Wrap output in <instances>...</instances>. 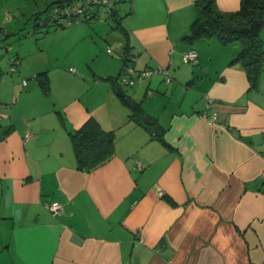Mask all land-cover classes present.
<instances>
[{
    "label": "crops",
    "instance_id": "crops-1",
    "mask_svg": "<svg viewBox=\"0 0 264 264\" xmlns=\"http://www.w3.org/2000/svg\"><path fill=\"white\" fill-rule=\"evenodd\" d=\"M17 1L0 0V11L35 15L57 0ZM195 2L122 0L118 25L93 18L53 33L62 35L56 46L71 44V59L94 66L24 71L17 61L10 72L19 78L0 80V126L11 128L0 142V264H264V72L251 89L230 64L237 44L184 40ZM215 4L231 13L240 0ZM188 50L197 54L190 67ZM126 54L134 71L161 67L172 79L153 74L125 93L142 124L106 80ZM43 72L46 91L35 79ZM205 96L211 125L201 116ZM89 119L113 133L114 148L86 172L70 133ZM52 202L61 215L45 207Z\"/></svg>",
    "mask_w": 264,
    "mask_h": 264
},
{
    "label": "trees",
    "instance_id": "trees-1",
    "mask_svg": "<svg viewBox=\"0 0 264 264\" xmlns=\"http://www.w3.org/2000/svg\"><path fill=\"white\" fill-rule=\"evenodd\" d=\"M79 0H57L48 4L41 12L34 15L35 20L42 18L38 27H65L62 22L54 24L51 21L49 12L55 6L69 5ZM122 0L114 2V7L108 13L107 19H111L114 25H118V11L116 6ZM195 7L197 16L190 25L189 34L184 40L193 42L197 40L216 39L222 45L235 43L239 46L236 57L230 64L239 63L244 69L250 88L256 90L258 87L259 76L264 72V45L260 39V32L264 29V0H240L239 9L235 12L224 13L219 11L215 0H196ZM96 7L91 8L90 17L85 22H90L98 17ZM62 25V26H61ZM0 37L3 40L6 36L0 28ZM124 66L130 59V54L123 58ZM123 66V67H124ZM15 70V68H13ZM122 70V69H121ZM121 73V72H120ZM119 75L116 79H106L117 96L123 103L124 100L119 97L117 88L119 87ZM38 84L43 90L48 88V78L46 73H39L35 76ZM143 112L136 105L132 110L131 118L136 122H141ZM11 128L0 126V142L9 134ZM70 140L75 156L76 167L80 170L90 172L106 163L113 156L114 136L112 132L101 130L98 124L89 119L81 128L70 133Z\"/></svg>",
    "mask_w": 264,
    "mask_h": 264
},
{
    "label": "rangeland",
    "instance_id": "rangeland-1",
    "mask_svg": "<svg viewBox=\"0 0 264 264\" xmlns=\"http://www.w3.org/2000/svg\"><path fill=\"white\" fill-rule=\"evenodd\" d=\"M15 1L18 2L17 0H12L13 3H15ZM4 11H8L9 15L5 16V12L0 11V28L2 32L6 34L3 40L0 39L1 81H8L9 78L11 80H17L19 78L17 77L19 74L16 72L11 74L10 72L11 68H15L16 70L18 62L22 64L24 71L58 65L66 71H69L71 67L79 73L78 67L82 65L83 68H89L91 65L94 66V64L87 62L81 56L71 59L69 54L72 52V48L69 42L59 47L55 45L58 41L62 42V35L58 34L53 36L54 31L57 30L60 32L69 27L63 29H60V27H47L50 25L49 23L47 26L38 27L40 20L44 18V16L35 20L34 14H28L29 12H27V10L23 12L24 15L6 8H4ZM97 15V19L102 22L107 24L114 23L110 18H103L104 8H99ZM0 37L2 36L0 35ZM17 56L18 60L15 59ZM56 58L59 59L58 62H55ZM13 59H15V63L13 66H10L8 61ZM185 66L190 67V65L187 64H185ZM31 80H33L32 77L29 78V82ZM119 87L127 95H130L131 89L134 88V86H126L123 83H120Z\"/></svg>",
    "mask_w": 264,
    "mask_h": 264
},
{
    "label": "built area",
    "instance_id": "built-area-1",
    "mask_svg": "<svg viewBox=\"0 0 264 264\" xmlns=\"http://www.w3.org/2000/svg\"><path fill=\"white\" fill-rule=\"evenodd\" d=\"M116 1L117 0H79L69 5L67 4L55 6L52 10H50L49 16L51 21L54 22V24L56 21H61L62 25L64 24L66 27L73 22L87 20L90 17L91 8L96 7L97 10L99 8H104L103 18L107 19L108 13L110 12V10L113 9L114 2ZM58 22H56V26H58ZM107 51L109 53L111 52L110 49H108ZM130 59L132 60L133 58ZM130 59L128 62L131 61ZM128 62L122 68L119 76V82L123 83L126 86H132L136 81H141L147 77H150L153 74L163 75L164 82L167 84L171 83L172 81L167 71L161 67L156 69H145L140 72H136L131 66H129ZM183 62L188 65L196 64V52L194 50H188L183 56ZM11 71H14V69H12ZM25 84L26 82L23 81V85ZM212 104L213 100L209 96H205V109L202 112L201 116L207 118V122L209 125L213 124L217 119L215 111L212 110ZM30 137V133L25 134V138ZM45 207L49 211H51L54 216H59L62 214V206L58 202L45 204Z\"/></svg>",
    "mask_w": 264,
    "mask_h": 264
},
{
    "label": "water",
    "instance_id": "water-1",
    "mask_svg": "<svg viewBox=\"0 0 264 264\" xmlns=\"http://www.w3.org/2000/svg\"><path fill=\"white\" fill-rule=\"evenodd\" d=\"M65 1H68V0H65ZM117 93H118L119 97L124 100V103L130 109H133L136 106V102L133 99L127 97L125 92L121 88H117ZM142 121H143L144 124L150 125V126H152L154 128L156 136H158V137L161 136V131H160L159 126L156 125L153 120H151L147 116H143L142 117Z\"/></svg>",
    "mask_w": 264,
    "mask_h": 264
},
{
    "label": "bare ground",
    "instance_id": "bare-ground-1",
    "mask_svg": "<svg viewBox=\"0 0 264 264\" xmlns=\"http://www.w3.org/2000/svg\"><path fill=\"white\" fill-rule=\"evenodd\" d=\"M195 65V64H194Z\"/></svg>",
    "mask_w": 264,
    "mask_h": 264
}]
</instances>
